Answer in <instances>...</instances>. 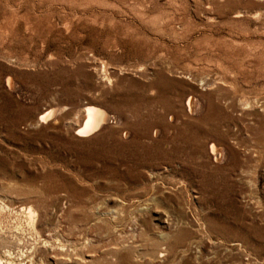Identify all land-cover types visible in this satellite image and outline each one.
Here are the masks:
<instances>
[{"label": "rangeland", "instance_id": "374dc122", "mask_svg": "<svg viewBox=\"0 0 264 264\" xmlns=\"http://www.w3.org/2000/svg\"><path fill=\"white\" fill-rule=\"evenodd\" d=\"M0 264H264V0H0Z\"/></svg>", "mask_w": 264, "mask_h": 264}, {"label": "bare ground", "instance_id": "6f19581e", "mask_svg": "<svg viewBox=\"0 0 264 264\" xmlns=\"http://www.w3.org/2000/svg\"><path fill=\"white\" fill-rule=\"evenodd\" d=\"M190 103V100L188 101V104ZM194 103V102H193ZM192 108V106H190ZM193 109V108H192ZM191 109V110H192ZM190 110V111H191ZM84 119L82 124L77 128V132L76 135L81 136L84 135L86 133H91V131H95V129L100 125V123H102V121H104L106 118V113L104 112V110L101 109V107L98 106H93V105H87L85 106V110H84ZM53 114V113H52ZM49 115L48 111H44L41 115V118H45ZM51 115V114H50ZM50 117V116H49ZM107 117H109L107 115ZM108 120V119H107ZM106 120V122H107ZM103 125V124H102ZM100 125V126H102ZM100 128V127H99ZM102 128V127H101ZM93 131V132H94ZM87 135V134H86ZM85 136V135H84ZM211 149L214 151V147H211ZM211 150V151H212ZM216 151V150H215ZM220 151V150H219ZM221 152V151H220ZM216 161V160H215ZM24 209L27 210V212L31 213V208L30 207H24ZM25 210V211H26ZM34 212V211H33ZM32 212V213H33ZM29 215V214H28ZM32 215V214H31ZM36 228V227H35ZM37 231V230H36ZM38 234V233H37Z\"/></svg>", "mask_w": 264, "mask_h": 264}]
</instances>
